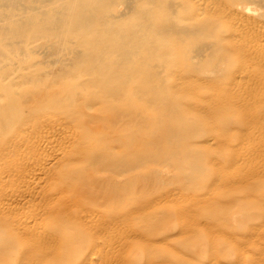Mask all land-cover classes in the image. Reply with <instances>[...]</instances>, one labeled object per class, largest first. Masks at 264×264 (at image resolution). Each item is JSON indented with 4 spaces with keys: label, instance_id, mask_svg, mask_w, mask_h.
Segmentation results:
<instances>
[{
    "label": "bare ground",
    "instance_id": "6f19581e",
    "mask_svg": "<svg viewBox=\"0 0 264 264\" xmlns=\"http://www.w3.org/2000/svg\"><path fill=\"white\" fill-rule=\"evenodd\" d=\"M120 2L121 3L124 2V4H125L124 6H126V11H119V9L116 10V6ZM119 5H118V8H119ZM121 5L123 6V4H121ZM252 5L254 7H255V5H259L257 7L260 8V5L264 6V0H0V190H2L1 189L2 186H5L4 184L8 185V183H6L8 181L13 182V184L11 183L12 186L9 183V185L11 187H14V184L17 186L18 183L16 184V183H14V181L16 182L18 180L17 178H20V176H23V179H24V176L26 175L27 170L32 168L31 169V171H32L36 167L39 168L40 165L37 166L38 163L39 164H42L41 162H43V164L46 163L47 160L45 162H44V160H42L41 162H40V160L38 162H37V160H35V162L37 163L35 165H33V162H32V160H34L33 157H34L35 152H38L40 150L45 151V149H43V148L41 149V146L38 145L39 142H38V144L37 143L35 144L36 138L40 135L43 136L41 133L44 131L46 134H48L51 130H53V132H54L56 129L57 130L59 129V131H61V129L62 130L66 129L65 130V133H66L67 128L71 129V131H70L71 133L70 134L67 133V135L64 134V136L66 135L68 140L69 139L72 140V145L69 144L71 147H69L68 144H67L68 147L66 145H64L66 148L65 149L63 148V150L66 151L67 148H68L67 151L69 150L65 154V156H66L65 158L69 161V164L70 163H73V164L78 163V164H75L74 166L71 164V166H73V167H71L68 164H64L65 158H64V160L62 159V161H63L62 162L59 160V158H57L58 157L57 156L56 158L59 160V161H57V163L58 162H59V164L61 162L62 163L60 164L59 168H56L57 169V171L55 170L56 172L59 173L60 171L64 170L67 173L68 172L67 170L69 167H70L69 171L71 173L75 172V174H77L76 172L86 171L88 168L94 169V172H93L92 177L90 179H89L90 176L88 177V175L86 176V174H85V176H82V177L79 176L80 178L76 177V179H74L76 181V184L79 183L81 186V183H82L83 187L85 184H87L90 187L87 186L88 189L86 190V192H84L85 190L83 191V193L81 194V196H83V197L75 198V196H76L75 195L74 196L75 199L72 198L73 202H71V203H67L64 200V203H61L62 204L61 210L59 212H57L59 215L56 216V218L60 217V219L62 218V220H63V216L65 214L66 215L72 214V216L67 215L70 217V222L69 221L67 222V220H65V221L63 220L66 223L64 225H62V229L63 230L68 229L69 230L70 228L72 229L73 227H77V229H74V232H71L72 233V234H70L71 239L69 238L70 240L68 241V245H70V243L77 245V251L75 253H73L72 255L70 253L62 254V252H63L62 246L59 247V245H60V242H61V244L63 242L62 238L67 237V236L62 237L60 242H59V240L58 241L53 240V238H51L52 240L51 239L49 240L50 236H52V237L54 236V239L58 238V236L55 234L56 235V238H55V235H53L54 233L52 235H50L52 233L51 231H50V233H48V232L46 233V232L42 231L46 235L45 238H47V236L49 237L48 240L50 242L55 241V242H59V244H58V246H56V244L54 245V247L56 249V254L52 250V248L50 250L48 249L49 251L52 250L54 252L53 253L54 256L52 255L51 252H49V253H51V255L47 254V255L51 256V258H50L51 260L48 259V257H50V256L45 255V253H46L44 251L45 249L42 250V248L47 249L48 246L44 245L45 243L47 244V242L43 241L44 240V237H43L44 234L41 232V234H42L41 236L43 238L41 239L42 241L38 240V241H40L38 243L40 244L41 242H43V245L45 247L43 246L40 249V252L42 253L40 260L41 259L43 260V255H44L47 257L44 260H46V259L50 260V261L47 260V263L49 262V264H86V261L89 259L88 256H91L92 253L94 254L93 251H95V253L97 254L96 249H98V248H99V250L101 249L98 246L101 245L103 248V245L106 244V241H105V244H103V245L101 244V242L104 241V240L102 241V239H104L108 235H109L108 241L110 240V237L112 238L111 235H118V239L119 238L121 239L120 236H122V234H124V233L118 229L121 228L123 230L122 227H125L128 225L131 226V224H134V225H133V227L131 226L132 229H130V231L131 230L134 231L135 229H133V228H135L137 226L136 224L139 223L137 226L138 228L136 229V231L134 233H136L138 230H140V232L141 231H147V232L150 231V232H153L155 234H159V235L168 234L167 236H170V233L168 232L167 229H165V226L163 225L164 224L163 220L166 218V215H167L166 212H150V213L146 212V208H147V211H149L148 206L150 204L151 205L155 204L156 201L161 200L162 197H165L166 199H168V198L165 196L166 194H164V196H162L161 199L159 197L157 199H155L156 198L155 196H154L155 198L151 197L150 199H148L147 193H145L148 191L146 189V187L149 188L150 184L154 185L155 180L161 181L160 173L162 174L161 171H163V169H161V171H160V167H162L161 165H165V167L170 166L171 168L170 167L166 168L167 170L169 169L168 172L170 171V169L175 168V170H177V174H178L177 176H179V178L182 177L185 180L187 185L186 184H184V185H186L188 188L196 187V189H197V186H200L201 184H203L201 176L203 175L202 173L206 169V167L208 168V166H207L208 164L206 166L204 165V163H205L204 160L207 159L208 157L205 156L206 158L205 157L203 158L201 148L204 144H205V146H207V148L208 147L210 148L209 145H206V143H208L210 140L207 139L206 137H202V134L204 132L207 133L206 131H208V130L205 131L203 129L202 124H203V121L211 120V118H209L210 116L208 117L207 115H202L203 114L202 111H198V113L200 112L199 115H196L195 114L196 112L194 113V111H193V109L195 108L194 107L195 104L193 105L194 95L190 93V89L193 88V85H192V87L189 86L191 82L188 83V81L190 79H191V81L194 80V79H192V78H194V77H192L194 75H197V77H198L199 75L204 74V73H208V72L209 73L213 72V74L216 73V74L222 75V76L223 75L228 76V74L231 75V73H232L231 67L233 65L232 64L230 65V63L232 62V59L240 57V59L242 58L243 62H245L249 58L248 55L251 54V51L255 47L252 48V47H250L251 45L248 44L247 46L252 48V50H251L250 48L246 49L247 43H245L246 48H244L243 46L237 45V43H236L237 39L241 38L240 37L241 35L239 36V34H241L242 31L240 33H238L235 29L242 30V28L237 27V25H236L235 26L236 28L234 27L235 29H232L233 27H231V22L233 23V21H231V20L234 17V15H236L239 11L242 12V11H246V10L255 9L256 7L254 8ZM122 6H121V8H122ZM263 6H261L262 7L261 9L264 8ZM260 13H262V12H260ZM260 15H262V14H260ZM251 17L253 18V16H251ZM234 20L236 21L237 19H234ZM239 20H240V18H239ZM257 20H259V19H256V21ZM260 21H262V20H260ZM242 22L239 21L238 26L239 25L242 26L240 24ZM250 22H251V20H250ZM263 22H264V20H263ZM234 24H236V23H233V25ZM263 26H264V23H263ZM225 27H228L227 29L229 30L227 35H223L221 33V29L225 28ZM246 27H248V26H246ZM260 27H262V26H260ZM257 30H255V31L257 32ZM247 31H249V30H246V32H245V29H244L242 34L243 35L247 34ZM255 31H254V33H255ZM254 33L252 34V32H251L252 35H254ZM249 34L250 33H248V35ZM251 34L249 36L250 39L253 38L251 36ZM259 34H262V33H259ZM238 36H239V38H238ZM255 36H258V35L255 34L254 38H255ZM262 36H261V38H262ZM249 37H248V39H249ZM258 38H259V36H258ZM37 39H39L40 42L38 41L36 43H40L41 45L45 43V46L47 48V49L45 48V50L49 54V56L50 55L55 56V57H50V59L54 58L53 60H49L48 55H46V57H47L46 59H48V60H45V58H44V60H42V57L39 58L41 60H38V59L36 60L34 58V53L36 51L35 46L37 45L34 41L35 40L37 41ZM40 39L43 40L44 42L41 43ZM248 39H247V41H248V43H250L249 42L250 39L249 40ZM253 41L256 42V38H255V40L252 39V42ZM33 42H34V44H36L35 46H33ZM257 42H258V39H257ZM257 42H256V44H257ZM40 44L38 45V47L41 46ZM252 45L254 46V42ZM255 46H257V45H255ZM42 47H43V45H42ZM241 47H243V48H241ZM39 49H40V47H39ZM260 49L261 48H259L258 50H260ZM258 50H257V52L255 51L256 52L255 53L256 56L254 54L255 57H258L257 56L258 55L257 53L259 52ZM262 50H264V49H262ZM38 51L42 52L41 50H38ZM45 54L46 53H43L42 56ZM262 55H264V53ZM251 58H254V57H251ZM246 62H245V64H246ZM182 66L185 67V69H186L184 75H178V74L175 75L171 72L172 70L176 72ZM181 69H179V70H181ZM255 69H256V67H255ZM182 70H184V68ZM182 70H181V74L184 72V71L182 72ZM235 77L232 78L231 81H234V79H236ZM203 78H205V77H203ZM180 80L185 81V83H188L189 85L188 86L182 85V84H184V82H182V81L180 82ZM198 80H200V78ZM258 82H259V80H258ZM219 84L220 83H217V85H219ZM180 85H182V86H180ZM211 85L209 87L213 88L214 86H211ZM249 86H250V84H249ZM203 87L207 88L208 87L207 83H205V85ZM251 88H252V86H251ZM198 90H200V89H198ZM193 92H194V90H193ZM247 92H249V91L247 90ZM196 93L198 95V91ZM198 96L200 97V95H198ZM249 96H250V94H249ZM239 97H241V96H239ZM252 97H254V96H252ZM204 105H206V104H204ZM217 106H218V104H217ZM217 106H215V107H217ZM217 112H218V110H217ZM259 113H260V111H259ZM200 115H202V116H200ZM214 115H216V113H214L212 116L214 117ZM263 116H264V112H263ZM232 120H234V119H232ZM149 121H151V122H149ZM250 121L251 120H249V122ZM262 121H264V120H262ZM228 122H230V121H225V123H227V124H228ZM251 124H252V122H251ZM222 125H223V123H222ZM228 126H230V125H228ZM46 127H48V129L52 127V129L51 130L49 129V131H46L47 130ZM145 127L150 128V131H149V129H148V131H146ZM222 128H224L225 130L226 129L228 130L231 127L228 128V127H226V124H225L222 126ZM59 131H57V132H59ZM244 131H246V130H244ZM242 132H243V130L241 131V133ZM45 133H44V135H46ZM61 133H64V132H61ZM243 133H245V132H243ZM50 135H51V132H50ZM59 136H61V135H59ZM48 137H46V139ZM52 137L55 138V136H52ZM52 137H51V139H52ZM62 137H60V138L62 139ZM43 138H45V137H43ZM56 138L52 139V140H55V142H56V140H61L59 137H58L59 139H56ZM67 138H65L66 141H67ZM51 139H49V142H47V144H45V145H48L49 148H51L50 146H52L51 145L52 143H50L52 141ZM250 139H252V138H250ZM38 140H41V139H38ZM43 141H47V140H43ZM43 141L41 140L40 142H43ZM60 142L57 141V143H60ZM48 143H50V144H48ZM228 143H230V142H228ZM41 145H44V144L41 143ZM62 145H63V143H62ZM144 145H146V146H144ZM61 146H60V148H61ZM48 147H46V148H48ZM54 147H55V145H54ZM58 148L59 147H57V149ZM60 148L57 151V153L60 151ZM52 149H53V146H52ZM54 149L52 150V154H53V152H56V151H54ZM57 149H55V150H57ZM213 149L214 148L211 149L212 152L217 150V149H214V150ZM41 153H42V151H41ZM47 153H48L47 156H49L50 151ZM220 153H218V154H220ZM43 154H42V157L44 156V158H46L47 157L45 155L46 152ZM52 154H51V156H53ZM63 154H64V152H63ZM56 155H58V154H56ZM59 155H61L60 156V158H61L62 157L61 152ZM40 157H41V154H40ZM30 158H33V159L31 160ZM49 160L50 159H48V161ZM210 160L211 159H209V161ZM68 161H66V162H68ZM203 161H204V163H203ZM213 161H214V159H213ZM46 165H47V163H46ZM46 165H43V168H42L43 172L45 171L44 168L47 167ZM51 165L52 164H50L49 165L50 167H47V168H48V171L52 170V173H53V172H55L53 170V168L55 166L52 168ZM57 166L58 165H56V167ZM146 166H148V168H149V169H147L148 171H145L142 169L144 167L146 168ZM247 166H248V164H247ZM165 167H162V168L165 169ZM252 167H254V165ZM255 168H257V167H255ZM39 169H37V170H39ZM58 169L60 171H58ZM233 169L234 168H232V170ZM37 170L35 169L34 171L36 172ZM134 170H137V172L136 173L133 172ZM46 171H47V169H46ZM89 171L91 172V170H89ZM89 171L88 172L86 171V172L90 173ZM35 172L33 174L34 176L37 175ZM40 172L41 171H39V174H40ZM70 172H68V174H70ZM165 172H167V171H165ZM172 172H173V170L170 171L169 173L173 174ZM217 172L219 173V171H217ZM47 173L49 174L50 172H47ZM200 173H201V176H200ZM204 173H205L204 178H206V174H208V173H206V171ZM55 174H57V173H55ZM60 174L63 177H65V175L63 174V171L61 173L57 174L61 178ZM72 174H71V176H73ZM96 174H99V175H96ZM82 175H84V174H82ZM167 175L165 174V176H167ZM26 176H28V175H26ZM26 176H25V178H26ZM71 176H68L69 179H68V177H66L65 179L63 177H62L63 179H60L58 177L61 180V182L63 183V184L61 183V186H63L65 183V184H70V185H68V187H70L72 184V183H70V181H71L70 177ZM168 176L170 177V174ZM168 176L166 178H168ZM207 176H209V174ZM38 177H41V176L38 175ZM199 177H201V178L199 179ZM34 178L35 177H33L31 179V181ZM49 178H50V176H49ZM77 178H79V179H77ZM171 178H169V179H171ZM263 178L261 181H263ZM149 179H151L150 182H148ZM24 180L27 181V178ZM134 180H136V182L138 180H140L139 181V182H141V183H139L140 185L139 186L135 185L136 183ZM238 180H241V179H237L235 182H237ZM253 180H255V179H253ZM215 182H216V180H215ZM227 182H226V184H227ZM231 182H233L232 184H234L236 186L235 189H239V187L237 188V185H238L237 183H234V181H231ZM242 182H244V184H245V179ZM49 183H50V181H49ZM147 183L149 186H146ZM172 183H173V181H172ZM179 183H180V181H179ZM216 183L218 184V182H216ZM222 183H224V181H222ZM238 183H239V181H238ZM259 183L260 182H258V184ZM28 184H29V182H28ZM59 184H60V181H59ZM76 184H75V187L73 188V190L77 189V191H75L74 193L75 194L81 193V192H79L80 187L77 188ZM219 184H221V183L219 182ZM219 184H218V186H222L224 189L225 185L223 186V184L222 185H219ZM229 184L231 185L230 182H229ZM25 185H27V184H25ZM30 185L31 184H29L28 187H30ZM36 185H38V182ZM211 185L214 186L215 183L211 184ZM230 185H228V186H230ZM252 185L253 184H251V186ZM8 186L4 187V189H6V192L3 193L0 191V195H3V199H4L5 193H6L5 194L6 196H9L10 193H12V195L15 193V196L18 195V194L16 195V188L18 186L17 187L15 186L16 188H15V190H13V191H15L14 193L11 192L12 189H11L10 193L7 192ZM40 186H41V184H40ZM142 186L143 187L146 186L144 188L145 192L143 191ZM166 186H167V182H166ZM218 186L214 187V190L218 189L214 193H216L217 191H218L217 193H219V189H220L221 191L219 194H221L223 189L219 188ZM238 186H240V184ZM68 187H67V189L70 190V194H71V191L73 193V190L71 189V187H70V189ZM139 187L142 189L141 190L142 194H146L147 199H144L145 198L144 195H143L144 196L143 200L139 199L140 197L137 198L138 196L135 194L132 195L133 193H136V192L138 194V190H136V189H139L138 195H140L141 191H140ZM202 187H203V185H202ZM242 187H245V185L243 186V183L241 184V188ZM20 188H23V192H24L25 187L21 186ZM64 188L62 190L63 192H64ZM162 188H163V185H162ZM162 188L160 187V189H162ZM170 188H171V190H170ZM170 188H169L170 192L171 191L173 192L176 190L175 188H172V187H170ZM229 188L230 187L225 188L227 195L231 191V190H229ZM4 189H3V191H5ZM28 189L26 188V191H28ZM172 189H174V190H172ZM177 189L180 190V188H177ZM196 189H194V192H196ZM227 189L229 191H227ZM230 189H234V188L231 187ZM9 190L10 189H8V191ZM59 190H60V188H59ZM80 190H82V189H80ZM135 190H136V192H135ZM179 190L177 192H179ZM181 190H183V189H181ZM185 190L183 192L184 195L187 192V190H186V192H185ZM191 190H193V189H190L188 191L189 193L187 192L190 195L193 192ZM207 190L212 192L211 191L212 189H210L209 186H208ZM30 191H28V193ZM197 191H198V189H197ZM209 191H204L205 196L210 195L209 193H207ZM224 191L225 190H223V192ZM21 192L22 191H20V193ZM66 192L69 193V191H66ZM66 192H64V193H66ZM157 192H158V190H157ZM160 192L161 191H159L158 193H160ZM172 192L170 194H172ZM194 192L192 195H194ZM32 193H34V191ZM163 193H165V192H163ZM180 193H182V192L180 191ZM183 193H182V195H183ZM187 193H186V196L188 195ZM7 194H9V195H7ZM34 194H36V193H34ZM38 194H40V193H38ZM170 194H169V196L171 197ZM174 194L175 193H173V195ZM213 194H212V196L214 197ZM22 195H26V194L22 193ZM22 195H18V196H21V197H19L20 199H18V201L19 200L21 201V198H22V200H25V199L28 200V198L31 197V195H29L28 198H26L27 196H24L25 199H23L24 197H22ZM153 195L158 196V194L157 193L155 194V192ZM159 195H162V194H159ZM190 195H188L187 197H190ZM192 195H191L192 198H195V199L200 201V199H198V197L196 198V194L194 195L195 197H193ZM70 196L64 195V197H66L64 199H68V198L70 199ZM135 196H137V197H135ZM183 196H182V199H184ZM251 196H252L251 194H248L245 196L237 195V196H234L232 199H229L230 197L228 199L231 201L230 205H237L240 203L251 202L250 201L252 198ZM13 197L14 196H12V198L8 197L7 200L11 201V199H13ZM179 197H181V195ZM179 197L177 196V198H179ZM203 197L204 196H202V194H201V197H200L201 201L200 202L203 205L205 204L204 207L206 208L209 205V203L207 204V202L210 201L209 200L210 198L208 196L209 201L207 200V202L202 203V202H204L202 200ZM212 198H211V200H212ZM262 198H264V197H261V199ZM72 199H70V200L72 201ZM164 199H162V200L164 201ZM171 199L173 201H175L173 198H171ZM171 199L170 200L168 199V200L171 201ZM205 199H206V197H205ZM253 199H257V198H255V195H254ZM4 200H6V199H4ZM33 200H34V198L30 201H33ZM136 200H138V201H136ZM168 200L164 204H166L168 202ZM188 200L189 199H184V201L182 200L184 203L183 202H181V203L186 205L189 203ZM229 200H225V201L221 200V201L226 203ZM257 200H259V199H257ZM12 201H15V200H12ZM18 201H17V203H18ZM20 201H19V203L22 204L23 202L22 201L20 202ZM30 201H29V203H31ZM163 201H161V202H163ZM262 201H260V202H262ZM1 202H0V205H1ZM50 202L51 201H49V203ZM178 202H177V204H178ZM190 202H191V200H190ZM192 202L195 203L196 201L194 200ZM26 203H28V202H26ZM168 203H171V202H168ZM191 203H190V205L192 207H194L195 204L193 203L194 204L193 205ZM5 204H7V201ZM10 204H11V202H10ZM23 204H22V208H23ZM157 204H159V202H157L155 205H157ZM172 204H175V202L174 203L172 202ZM182 204H180V206H182ZM198 204L200 205V203H198ZM211 204H213V203H211ZM17 205L18 204H16L14 207H16ZM151 205H150V209H152ZM217 205H218V203H217ZM6 206H3L2 208H4V207L6 208ZM19 206H20V204L18 205V208L21 209V206L20 207ZM159 206H161V208H162V206L164 207L165 205L160 203ZM159 206L158 205L154 206L155 210L157 208H159ZM168 206L169 205H166L165 207H168ZM10 207L11 206L9 205V208ZM28 207H29V205H28ZM184 207L182 209H185ZM195 207H198V206H195ZM244 207H245V205H244ZM0 208H1V206H0ZM5 208L3 209L4 211H5ZM176 208H177V212H178V210H179L178 206ZM198 208H200V206ZM6 209H8V207ZM13 209H15V208H13ZM16 209H17V207H16ZM19 209H17L16 211H17L18 215L19 214L21 215V213L18 212ZM166 209H164V210H166ZM8 210H10V209H8ZM8 210H6V212H4V211L0 212V214L1 213L3 214L2 217H4L5 213L8 215V213L10 211H12V210H10L7 213ZM39 210H42V209L40 208ZM45 210L46 209H44L43 211H45ZM186 210L187 209H185V211L183 210L184 212H186V215H187V213L192 214L194 211L198 212V209L197 210L193 209L194 211L191 209L192 211L190 213H189V209L187 211ZM212 210H214L213 207H212ZM232 210H234V209L232 208ZM235 210L237 211V209H235ZM35 211L36 210H34V212ZM252 211H253V207H252V209H249L248 214H251ZM25 212H24V214H27V212L26 213ZM34 212L33 213L31 212V214H33V217L35 218L34 214L38 215V213L40 211L39 212L36 211L38 213H34ZM47 212H49V214H51V215L56 214L53 212V210L51 212L50 209ZM180 212H182L181 209L178 212L180 214V215H178L179 216L178 218H180L179 220L181 222V219L183 217L181 218L180 216H184V215H181ZM237 212H239V211H237ZM82 213H85V214L88 213L87 215H89V213H92L94 215L93 216L95 218V226L93 225L94 228H92V226H90L93 224L90 221H88V223H91V224L88 226L91 228H89V227L87 228L83 225V218H85V217L82 215ZM201 213L199 212V214H201ZM252 213L254 214L255 212H252ZM6 214H5V217H9V215L6 216ZM14 214H15V212H14ZM17 214H16V216H17ZM28 214L30 216L29 212H28ZM40 214L42 215V213H40ZM182 214H183V212H182ZM212 214H210V215H212ZM11 215L12 214H10V217L13 216V215L12 216ZM43 215H44V213H43ZM192 215L194 216L195 213H193ZM255 215H257V213ZM0 217H1V215H0ZM31 217H32V215H31ZM145 217L147 219H145ZM189 217H190V215H189ZM209 217H212V216H209ZM216 217H217V215H216ZM226 217H227V215H226ZM9 218H7V221ZM25 218H28L29 221L31 220L28 216ZM25 218L22 220V222L25 221ZM38 218H40V217L37 216L36 223L38 222L37 221ZM46 218H48V217H46ZM64 218L67 219L68 217H64ZM18 219L15 218L14 221L17 222ZM88 219L90 220V218H88ZM144 219H145V221L146 220L149 221V223L143 224ZM205 219H206V217H205ZM40 220H42V219L40 218ZM53 220L51 221L52 225L50 223V225L52 227L51 226H49V227L53 228V230L55 232L58 230V229H56L55 226H58L59 224L56 223L57 225L55 224V226H53V223H54ZM62 220L57 219L58 222L60 221V224H61ZM86 220H87V218H86ZM139 220L140 221L142 220L143 223H141ZM3 221H0V222L3 223ZM9 221H11L9 223L12 224L13 217H12V220L9 219ZM26 221H27V219H26ZM34 221H35V219H34ZM160 221H161V223H160ZM27 222H25V223L28 224L29 222L28 223ZM203 222H204V220H203ZM2 223H1V226H2ZM16 225H13V227L14 226L16 227ZM30 225H31V223H30ZM34 225H35L34 227H32L33 225L31 226L32 228L30 227L31 228L30 230L32 232L38 231V229H37L38 227L35 228L37 225L36 224H34ZM77 225H79V226H77ZM182 225L180 224V226H182ZM4 226H6V225H4ZM8 226H9V224H8ZM23 226L25 227V225H23ZM46 226H48V224L45 225V227ZM168 226H170V225H168ZM190 226H193V225H190ZM13 227H10V228H13ZM17 227H19V226L17 225ZM24 227L23 228L20 227L22 229V230L20 229V231L18 229L16 230V228H14V230H16V232L13 234H16V235L18 234V238L13 237L12 235L9 236L8 234L4 233V230L0 231V240L2 241V246L0 247V264H27L28 263L27 260L29 262L32 260V259L30 260V257L32 256V254L38 256V254L40 253L37 250L38 249L37 247L39 246V245L37 246L38 243H36V245L32 246L34 249L33 250L30 248V246L33 243L30 244V241L28 240L29 244H30V246H29L27 243L28 241H25L24 239L21 238L22 236L19 235V232L23 231ZM42 227H43V225H42ZM42 227H39V229ZM128 227L127 228L125 227V228L128 230L129 229ZM34 228L37 230H32ZM182 228H184V227L182 226ZM187 228L188 229L192 228V229H190L191 232H190V230L188 231V232H190V234H187V237H188V235H193L194 232H192V230L196 229V227H188V225H187ZM207 228H209V227H207ZM43 229L45 230L44 227H43ZM71 229H70V231H72ZM188 229H186V231ZM49 230L50 229L48 228L45 231H49ZM127 230H124V232ZM179 230H181V229H179ZM182 230L177 231V232L180 233V232H182ZM197 230H195V231H197ZM31 231H28V232H31ZM116 231H118V234H116L117 233ZM133 231H131V233H133ZM25 232L27 233V230ZM177 232H175V233H177ZM200 232H201V229H200ZM33 233H36V232H33ZM125 233H127V232H125ZM128 233H130V232H128ZM144 233L141 232V238H145V236H147V234L142 236ZM10 234H12L11 231H10ZM22 234H23V237L26 235V234L24 235V233H22ZM28 234H30V233H27L26 239L28 238V236L31 237ZM36 234L32 235V236L36 237ZM47 234H49L50 236ZM130 234H128L129 236L124 235L123 237L124 238L125 237L132 238L130 236ZM209 234H210V231H209ZM139 235H137V236L140 237ZM173 235H174V233H173ZM227 235H230V233L229 234L227 233ZM39 236L40 235L37 236V239L39 238ZM59 236H61V235H59ZM172 236H170V237H172ZM180 236H181V233H180V235H178V237H180ZM210 236H212V234H210ZM113 237L115 238V240L117 242L118 241L117 236H113ZM215 237L217 238V240H219V238H220V240H222V241H225V239L227 238V236H225L226 238L225 239L223 238L224 239L223 240V239H221V237L218 238L216 235H215ZM215 237H213V239ZM20 238L25 242H22L20 240ZM141 238H138L137 240L134 238L135 239L134 242H136L135 245L137 244V246L140 247V245L137 243V241L141 240ZM163 238H161V239H163ZM161 239L159 240L156 237L154 239L145 238V241L147 243L146 245L151 244V246L149 245V247H147L148 251H149V248H151L153 246L152 245L153 243H154V246H158L155 244L158 240H159V244H161L160 242L165 241L166 242L165 245H167V242H170L168 240L166 241V240H161ZM167 239H169V238L167 237ZM210 239L212 240V238H210ZM45 240L47 241V239H45ZM131 240H133V238ZM194 240L196 241V239H194ZM231 240H234V239H230V241ZM120 241H118L117 244L120 243ZM122 241L123 242L125 241V244L123 242H121V243H123L122 244L123 246L121 245L122 246L121 248L119 246L121 243L119 245H117L116 242L115 243L113 242L114 244H116V246H119L120 250H122V248H123V250L121 252L119 251L120 253H122L124 251L125 245H126L125 251L127 250V246L129 243L126 240H122ZM187 241H189V240H187ZM35 242H37V241H35ZM50 242H48V243L50 244ZM126 242H127V244H126ZM134 242H133V244H134ZM200 242H201V240H200ZM200 242L197 241V243H200ZM231 242H233V241H231ZM109 243H110V241H109ZM113 243H112V246L114 247ZM49 244H47V245H49ZM51 244H53V242ZM191 244L193 245V242ZM236 244H238V243H236ZM247 244H248V242H247ZM0 245H1V242H0ZM41 245H42V243L40 244L39 247H41ZM64 245H67V243ZM129 245H130V243H129ZM194 245H195V243H194ZM109 246L111 247V244ZM116 246H115V248H116ZM159 246H158V248L163 247L161 251H164L163 250L164 245L161 244ZM195 246H193L192 248L195 249ZM50 247H52V246H50ZM54 247H53V249H54ZM133 247H134V245H133ZM165 247H169V246H165ZM175 247L176 246H174V249H175ZM239 247L240 246H238V251H239ZM23 248H24V253L22 254L23 258H17L16 255L20 254L22 252ZM65 248H66V246H65ZM128 248H129V246H128ZM131 248H129V249H131ZM135 248H137V247H135ZM176 248L180 249L179 247H176ZM189 248H191V247H189ZM220 248L221 247H219L218 250H220ZM104 249H105V246H104ZM104 249H103V251L107 252ZM129 249L127 251H129ZM137 249L140 250L139 248H137ZM221 249H223V248H221ZM225 249H226V246H225ZM57 250H60L59 252H61V251L62 252L57 253ZM64 250H66V249H64ZM110 250H112V249H110ZM110 250H108V253L110 254V256H111V253L115 254L114 249L112 250L113 252L112 251L110 252ZM150 250L152 252L154 251L153 248H151ZM188 250L190 251V249H188ZM226 250L223 249L224 252H222V250H220L223 254L221 252L220 253L222 255H224ZM241 250H243V249H241ZM67 251H68V247H67ZM117 251H118V247H117ZM127 251H126V253L124 252L125 257H126ZM151 251H149L147 254L148 257H150V258L153 255L151 253ZM158 251H157V248H155L156 254ZM165 252H167V251H165ZM176 252H179V251H176ZM205 252H206V250H205ZM90 253H91V255H90ZM124 253H122L123 254L122 257L124 256ZM158 253L160 254V251ZM167 253H171V252H167ZM217 253H219V252L217 251ZM217 253H215V254H217ZM57 254H61V255L59 256ZM150 254H152V255L150 256ZM187 254H189V253H187ZM238 254H240V253L238 252ZM98 255H101V254L98 253ZM102 255H104V254H102ZM167 255H166V258H167ZM118 256H121V255H118ZM138 256L140 257V255H138ZM154 256H155V254H154ZM168 256L170 257V254ZM183 256H184V258H189L188 255L183 254ZM39 257H40V255H39ZM85 257H87L88 259L86 260ZM104 257H105V255H104ZM104 257H103V259L105 260L106 258H104ZM115 257H116V255H115ZM125 257H123V258H125ZM129 257L131 258V256H129ZM129 257H127V258H129ZM213 257H214V255H213ZM213 257H211L212 260L214 259ZM217 257L218 256L215 255V259ZM31 258H33V257H31ZM91 258H93V256ZM191 258L192 257L190 256V259ZM111 259H112V257L110 258V261H111ZM152 259H151V261L153 262L154 260H152ZM91 260L92 259H90V261ZM147 260H150V259H147ZM160 260H162V259H160ZM216 260L218 261V259H216ZM216 260H214V261H216ZM105 261L101 260L100 261L101 263L99 262V264H103L102 262H105ZM116 261L117 260H115L114 262H116ZM158 261L159 260H157L156 262H158ZM162 261H164V260H162ZM165 261H167V260L165 259ZM165 261H164V263H165ZM214 261H212V263ZM40 262H36L33 264H37ZM123 262L125 263V260ZM150 262H148V263H150ZM156 262H153V263L155 264ZM91 263H92V261H91ZM107 263H109V262H107ZM126 263H128V262H126ZM164 263H162V264H164ZM29 264H31V262ZM42 264H43V262H42ZM45 264H46V261H45ZM92 264H94V261ZM117 264H119V263L117 262ZM121 264H123V263L121 262ZM144 264H147V263H144Z\"/></svg>",
    "mask_w": 264,
    "mask_h": 264
},
{
    "label": "rangeland",
    "instance_id": "374dc122",
    "mask_svg": "<svg viewBox=\"0 0 264 264\" xmlns=\"http://www.w3.org/2000/svg\"><path fill=\"white\" fill-rule=\"evenodd\" d=\"M120 4V5H119ZM118 5H119V8H118V5L116 6V10H118L119 9V11H126V6H124L125 4H124V2H120ZM121 4H123V6L121 5ZM121 6H122V8H121ZM253 6V5H252ZM257 6H259V5H255V7L257 8H255L254 6V8L255 9H251V10H246V11H239L236 15H234V17L236 16H238L237 18L235 17H233L234 19H237L236 21L232 18V20L231 21H233V23H236V24H234L233 25V23L231 22V27H233L232 29H235L236 27V25H237V27H240V28H242V30H240L239 28V30H237V29H235L238 33H240L241 31V34H239V36L241 37V38H239V36H238V38L239 39H237V45H239V46H243L244 48H246L245 47V43H247L246 44V46L248 45V44H250L251 46L250 47H252V48H254L253 50H252V48H250V47H248L247 46V48L246 49H248V48H250L252 51H251V54L250 55H248L249 56V58L245 61L246 62V64H245V62H243V60H242V58L240 59V57L239 58H234V59H232V62L230 63V65L232 64L233 66L231 67V75H229L228 74V76L227 75H218V74H213V72H208V73H204V74H201V75H199L198 77H197V75H194V76H192V77H194V78H192V79H194V80H192L191 81V79L188 81V83H190V85L188 84V83H185V81H183V80H180V82L182 81V82H184V84H182V85H189V86H191L192 87V85H193V88H191L190 89V93L191 94H193L194 95V101H193V105H194V109H193V111H194V113L196 114V115H199L200 114V112L198 113V111H202V115H207L209 118H211V120H205V121H203V129L206 131V130H208V131H206L207 133H203L202 134V137H206L207 139H209L208 141L210 142H208V143H206V145H209L210 146V148L212 149V148H214V149H217V150H215L214 152H212L211 151V149L208 147L207 148V146H205V144L202 146V148H201V152H202V156H203V158L206 156V157H208L207 159H205L204 161H205V163H204V161H203V163H204V165L206 166L207 164V166H208V168L206 167V169L203 171V175L201 176V173H200V176L202 177V182H203V184H201L200 186L202 187V185H203V187L201 188L200 186H197V189H198V191H197V189H196V187H192V188H188L186 185V182H185V180L181 177V178H179V176H177L178 174H177V170H175V168H172V169H170V171H172L173 170V174H171V173H169L168 172V170L166 169V168H168V167H170V166H166L165 167V165H161L162 167H165V169L164 168H162V167H160V171H161V169H163V171H161L162 172V174L160 173V175H161V181H157V180H155V183H154V185H151L150 184V186L148 185V183H147V185L146 186H149V188H147L146 186H142L143 188V191H144V188L146 187V189L148 190L147 192H145V193H147V197H148V199H150L151 197H153V198H155V199H157L158 197L161 199V197L162 196H164V194H166L165 196L170 200L171 198H173L175 201H173L172 199H171V201H169L168 199H166L165 197H162V199H164V201L161 199V200H155L156 201V203L157 202H159V204H157L158 206L160 205V203L161 204H163V205H169L168 207H163L162 206V208H161V206H159V208H157L156 210H155V207L154 206H157V205H155V204H150L151 205V207H152V209H150V205L148 206V210L149 211H147V208H146V212H148V213H150V212H166V220L164 219L163 221H164V226H165V229H167L168 230V232L170 233V236H172L173 235V233H174V235L172 236V237H170V236H167L168 234H161V235H159V234H155V233H153V232H150V231H141V232H145L142 236H144V235H146L147 234V236H145V238H152V239H154L155 237L156 238H158L159 240L161 239V238H163V239H161V240H168V241H170V242H167V245H165L166 244V242L165 241H163V242H160L161 244H163L164 245V251H161L162 250V248H158V246L159 245H161V244H159V240L155 243L156 245H158V246H154V243L152 244L153 246L151 247V248H153L154 249V251L152 252L150 249L151 248H149V251H151V253L153 254H150V256H151V258L150 257H148V248L147 247H149V245L151 246V244H149V245H146L147 243H146V241H145V238H141V232H140V230H138L136 233H134L135 231H136V229L138 228L137 226H138V224H136L134 227L135 228H133V229H135L134 231L133 230H131V231H133V233H131V231H130V229H132V227H133V225L134 224H131V226L130 225H128V226H125L126 228L128 227L129 229V231L125 228V227H122L123 228V230L120 228V229H118V230H121V232H123L124 234H122V236H120L121 237V241L118 239V235H111L112 236V238L110 237V243H109V241H108V239H109V235L107 236V237H105L104 239H102V241L103 242H101V244L103 245V244H105V241H106V244L105 245H103V248H102V246L101 245H99L98 247H100L101 249L99 250V248L98 249H96L97 250V254L95 253V251H93L94 252V254L92 253V255H91V253H90V255L91 256H88L89 257V259L87 258V257H85L86 258V264H92L93 263V261H94V264L96 263H98L99 264V262L102 260V261H105L106 259V261L105 262H102L103 264H117V262L119 263V264H121V262L123 263V264H144V263H147V264H152L153 262H156L157 260H159L158 262H156L155 264H162V263H164V261H165V259L168 261H165V263L164 264H264V198H262L261 199V197H264V121H262V120H264V116H263V112H264V55H262L263 53H264V50H262V49H264V26H263V20H264V8L263 9H261L262 7L261 6H263V5H260V8L259 7H257ZM264 7V6H263ZM125 9V10H124ZM260 9V10H259ZM253 10V11H252ZM262 12V13H260V12ZM246 12V13H245ZM240 13V14H239ZM258 13V14H257ZM262 14V15H260V14ZM246 14V15H245ZM243 15V16H242ZM247 16V17H246ZM251 16H253V18L251 17ZM239 18H240V20H239ZM243 18V19H242ZM259 19V20H257L256 21V19ZM262 18V19H261ZM253 19V20H252ZM243 21L242 23H240L242 26H238V22L239 21ZM250 20H251V22H250ZM260 20H262V21H260ZM259 22V23H258ZM248 23V24H247ZM261 23V24H260ZM247 24V25H246ZM252 24V25H251ZM257 25V26H256ZM246 26H248V27H246ZM260 26H262V27H260ZM235 27V28H234ZM228 27H225V28H222L221 29V33L223 34V35H227V33H228V29H227ZM245 29V32H246V30H249V31H247V34H245V35H243L242 33H243V31H244V29ZM251 28V29H250ZM258 29V30H257ZM260 29V30H259ZM255 30H257V32L255 31ZM254 31H255V33H254ZM263 31V32H262ZM244 32V33H245ZM251 32H252V34L254 33V35L256 34V35H258L259 36V38H258V36H255V38H256V42H257V39H258V42H257V44H256V42L255 41H253L254 42V46L252 45L253 44V42H252V39H254L255 40V38H254V35H252L251 34ZM248 33H250L251 34V36L253 37H251L252 39H250V34L248 35ZM259 33H262V34H259ZM247 35V36H246ZM262 36V38H261V36ZM248 37H249V39H250V43H248V41H247V39H248ZM248 39V40H249ZM41 40V39H40ZM39 41V39H37V41L35 40L34 42L36 43V42H38ZM34 42H33V46H35L36 44V46H35V48H36V51H35V53H34V58L37 60H41V59H39L40 57H42V60H44V58H45V60H53L54 58H51L50 59V57H55L54 55H50L49 56V54L46 52V50H45V48H46V46H45V43L44 44H42L43 45V47H42V45L40 44V43H36V44H34ZM40 42V41H39ZM44 41L43 40H41V43H43ZM41 45V46H39L40 47V49H39V47H38V45ZM255 45H257V46H255ZM238 46V47H239ZM243 47H241V48H243ZM261 48L260 50H258L259 48ZM44 48V49H43ZM41 50L42 52H40V51H38V50ZM44 51H43V50ZM47 49V48H46ZM181 49V48H180ZM257 50L259 51L257 54V56L258 57H255L256 56V52H257ZM250 51V50H249ZM248 51V52H249ZM254 51V52H253ZM256 51V52H255ZM261 51V52H260ZM43 53H46L45 55H43L42 56V54ZM249 54V53H248ZM254 54H255V56H254ZM46 55H48L49 56V58L48 59H46L47 57H46ZM45 56V57H44ZM254 57V58H251V57ZM258 59V60H257ZM253 60V61H252ZM49 62V61H48ZM244 63V64H243ZM183 67V66H182ZM181 67V68H182ZM255 67H256V69H255ZM181 68H179V69H181ZM184 68V70H182ZM181 70H182V74H181V70H177L176 72L175 71H171L173 74H175V75H184L185 74V71H186V69H185V67H183ZM244 68V69H243ZM260 70V71H259ZM180 71V72H179ZM241 72V73H240ZM254 72V73H253ZM248 73V74H247ZM252 73V74H251ZM235 74V75H234ZM243 74V75H242ZM236 78V79H234V81H231V79L232 78H234L233 76ZM248 77H247V76ZM254 75V76H253ZM201 76V77H200ZM257 76V77H256ZM203 77H205V78H203ZM219 79H218V78ZM223 77V78H222ZM200 78V80H198V79ZM239 80H238V79ZM252 78V79H251ZM246 80V81H245ZM258 80H259V82H258ZM218 81V82H217ZM179 82V83H180ZM205 83H207V88L206 87H203L204 85H205ZM217 83H220L219 85H217ZM237 83V84H236ZM202 84V85H201ZM211 86H214L213 88L212 87H209L210 85ZM228 84V85H227ZM245 84V85H244ZM249 84H250V86H249ZM182 85H180V86H182ZM237 85V86H236ZM244 85V86H243ZM254 85V86H253ZM236 86V87H235ZM249 86V87H248ZM251 86H252V88H251ZM234 87V88H233ZM209 88V89H208ZM194 90V92H193V90ZM197 89V90H196ZM198 89H200V90H198ZM211 89V90H210ZM218 89V90H217ZM220 89V90H219ZM196 90V91H195ZM247 90L249 91V92H247ZM198 91V95H200V97L197 95V92ZM240 93V94H239ZM249 94H250V96H249ZM239 96H241V97H239ZM252 96H254V97H252ZM199 97V98H198ZM248 97V98H247ZM252 97V98H251ZM201 99V100H200ZM244 99V100H243ZM253 100V101H252ZM251 102V103H250ZM253 102V103H252ZM200 103V104H199ZM218 104V106H217V104ZM204 104H206V105H204ZM216 104V105H215ZM253 104V105H252ZM262 104V105H261ZM256 105V106H255ZM260 105V106H259ZM215 106H217V107H215ZM197 108V109H196ZM206 108V109H205ZM219 108V109H218ZM251 108V109H250ZM204 109V110H203ZM217 110H218V112H217ZM259 111H260V113H259ZM150 112V111H149ZM207 114H206V113ZM209 112V113H208ZM212 112V113H211ZM216 113V115H214V117L212 116L214 113ZM198 113V114H197ZM205 113V114H204ZM250 114V115H249ZM252 114V115H251ZM202 115H200V116H202ZM255 117V118H254ZM259 117V118H258ZM263 117V118H262ZM208 118V119H209ZM252 118V119H251ZM232 119H234V120H232ZM249 120H251L250 122H249ZM225 121H230V122H228V124L227 123H225ZM257 121V122H256ZM149 122H151V121H149ZM251 122H252V124H251ZM222 123H223V125H225L226 124V127H231V128H229L228 130L226 129H224V128H222ZM246 123V124H245ZM257 124V125H256ZM228 125H230V126H228ZM217 126V127H216ZM261 128V129H260ZM47 129V130H46ZM46 131H49V129L51 130L52 129V127L51 128H49L48 129V127H46ZM148 129H149V131H150V128H148V127H145V130L146 131H148ZM66 130V129H65ZM65 130H62L61 129V131H59V129L57 130H55L54 132H53V130H51L50 132H51V135H50V132L48 133V134H46L45 133V131L44 132H42L41 134L43 135V136H38L37 138H36V142H35V144L37 143L38 144V142H39V144L38 145H40L41 146V149L43 148V149H45V151H43V150H40V151H38V152H35V154H34V160H32L33 158H30L31 160H32V162H33V165H35V164H37L36 162H35V160H37V162L40 160V162L42 161V160H44V162L47 160L48 161V159H50L48 162L46 161V163H47V165H46V163H44L43 164V162H41L43 165H46L47 167H50L49 165L50 164H52L51 166H52V168H53V170L55 171H57V169L56 168H59V166H60V164L63 162L62 161V159L64 160V158L66 157L65 156V154H66V152H68L67 151V149H66V151L65 150H63V148L65 149L66 147L64 146V145H66L67 146V144H68V146L69 147H71L69 144H71L72 145V140L71 139H69L68 140V138L66 137V135H67V133H71L70 131H71V129H69V128H67V131H66V133H65ZM203 130V131H204ZM243 130V132H245V133H241V131ZM244 130H246V131H244ZM260 130V131H259ZM57 131H59V132H57ZM56 132V133H55ZM61 132H64V133H61ZM44 133L46 134V135H44ZM53 134V135H52ZM55 134V135H54ZM63 134V135H62ZM64 134H66L65 136H64ZM263 134V135H262ZM49 137H48V136ZM57 135V136H56ZM59 135H61V136H59ZM211 135V136H210ZM52 136H55V138L56 139H59L60 137H62V141L61 140H56V142H55V140H52V139H55V138H53ZM253 136V137H252ZM43 137H45V138H43ZM46 137H48L47 139H46ZM51 137H52V139H51ZM59 137V138H58ZM259 137V138H258ZM43 138V139H42ZM64 138V139H63ZM65 138H67V141H66V139ZM211 138V139H210ZM247 138V139H246ZM249 138V139H248ZM250 138H252V139H250ZM38 139H41L42 141L43 140H47V141H43V142H40L41 140H38ZM49 139H51L52 141L50 142V143H52L51 145L53 146V149L55 148V149H57V147H59L60 148V146L62 145V143H63V147L61 146V148H60V151L57 153V151L59 150V148L57 149V150H55L54 149V151H56V152H53V154H52V146H50L51 148H49L48 147V145H45V144H47V142H49ZM202 139V138H201ZM224 139V140H223ZM67 142H65V141ZM212 140V141H211ZM215 140V141H214ZM57 141L58 142H60V143H57ZM249 141V142H248ZM65 142V143H64ZM228 142H230V143H228ZM41 143L42 144H44V145H41ZM50 143H48V144H50ZM227 143V144H226ZM259 143V144H258ZM55 145V147H54V145ZM58 144V145H57ZM263 144V145H262ZM57 145V146H56ZM60 145V146H59ZM67 146V147H68ZM144 146H146V145H144ZM46 147H48V148H46ZM205 147V148H204ZM217 147V148H216ZM231 148V149H230ZM48 151H47V150ZM210 149V150H209ZM213 149V150H214ZM64 152V154H63V152ZM41 151H42V153H41ZM50 151V153H49V156H47V152H49ZM205 153H204V152ZM211 151V152H210ZM46 152V158H44V156L42 157V154L43 153H45ZM60 152H61V154H62V157L60 158V156L61 155H59L60 154ZM221 152V153H220ZM55 153V154H54ZM204 153V154H203ZM218 153H220V154H218ZM37 154V155H36ZM40 154H41V157H40ZM51 154L53 155V156H51ZM56 154H58V155H56ZM36 155V156H35ZM44 155V154H43ZM64 155V156H63ZM38 156V157H37ZM51 156V157H50ZM58 156V157H57ZM59 158V160L60 161H62L60 164H59V162L57 163V161H59L57 158ZM205 157V158H206ZM236 157V158H235ZM241 157V158H240ZM243 157V158H242ZM27 158V157H26ZM36 158V159H35ZM44 158V159H43ZM224 158V159H223ZM245 158V159H244ZM209 159H211L210 161H209ZM213 159H214V161H213ZM216 159V160H215ZM262 159V160H261ZM52 160V161H51ZM56 161V162H55ZM65 162H64V164H68V165H70L71 166V164L74 166L75 164H78V163H70L69 164V161L65 158V160H64ZM66 161H68V162H66ZM51 162V163H50ZM210 162V163H209ZM212 162V163H211ZM240 164H239V163ZM223 163V164H222ZM42 164H39L38 163V165L37 166H39L40 165V169L38 168V167H36L35 169L37 170V169H39V170H37L36 172L34 171L35 169H33L32 171H31V169H29V170H27V172H26V175H28V176H26V178H27V181L26 180H24V179H26L25 178V176H24V179H23V176H20V178H17L18 180L15 182L14 180V183H18L17 184V186L20 188L21 186L22 187H25L24 189V192H23V188H18L15 184H14V187H11L12 186V184H13V182L11 181H8V182H6V183H8V185H9V183H10V187L7 185V184H4L5 186H2V190H0L1 192H6V189H4V187H6V186H8L7 188L8 189H10L9 191H8V189H7V192L8 193H10V191H11V189H12V191L11 192H15V191H13V190H15V188H16V195L18 194V195H22V193L23 194H26V195H22V197H24V196H27L26 198H28V196L29 195H31V197H29L28 198V200L30 201V200H32L33 198H34V202L33 201H30L31 203H29V201L28 200H26L25 199V197L23 198V199H25V200H22V198H21V201L25 204H23V208H22V204L21 203H19V201H18V199H20L19 197H21V196H15V193L12 195V193H10V195L9 194H7V195H9V196H6L5 194H4V199H6V200H4L3 199V195H0V202H1V208L3 207V206H6V208L8 207V209H10V210H12V211H10V210H8V209H6L5 207V211L3 210L4 208H0L1 210H0V212H2V211H4V212H6V210H8L7 211V213L9 212L10 214H14V212H15V214L12 216L13 217V222H12V224L13 225H18L19 227H17V225H16V227L14 226L13 227V225L11 224V223H9V222H11V221H9V219L10 220H12V217H10V214L8 213V215H9V217H5V214H4V217H2V213L0 214L1 215V217H0V221H3V223L2 222H0V231H3L4 230V233H6V234H8L9 236L10 235H12L13 237H17L18 238V234L16 235V234H13V233H15L16 232V230L18 229L19 231H20V229L21 228H23L24 226L23 225H25V227H24V229H23V231H21V232H19V235L20 236H22L21 238L22 239H24L25 241H30V244L31 243H33L31 246H30V244H29V241L27 242L28 243V245L30 246V248L31 249H33V247L32 246H34V245H36V243H38V242H40V241H42L41 239L44 237V240L43 241H45V242H47V244H49L48 242H50L49 240L51 239V238H53V240H59V242H60V240H61V238L62 237H64V236H67V237H64V238H62V244H61V242H60V245H59V247L60 246H62V250H63V252H62V254H65V253H70L71 255L73 254V253H75L76 251H77V245H74V244H72V243H70V245H68V241L71 239V235L70 234H72L71 232H74V229H77V227H73L71 230L72 231H70V229L68 230H63L62 229V225H64L66 222H64L65 220H67V222L69 221L70 222V217L69 216H72V214L71 215H69V214H67V215H69V216H67L66 214L63 216V220H62V218L60 219V217H57L56 218V216L57 215H59L57 212H59L60 210H61V208H62V204L61 203H64V200H65V202H67V203H71V202H73V199L72 198H74V196H75V198H79V197H83V196H81V194L83 193V191L84 192H86V190L88 189L87 188V186H89V185H87V184H85L84 185V187H83V184L81 183V186H80V184L78 183V184H76V181L74 180V179H76V177H79V176H85V174H86V176L88 175V177H89V179L92 177V174H93V172H94V169H92V168H88L86 171L88 172L89 170H91V172L90 173H87L86 171H83V172H76L77 174H75V172H70L69 171V168H68V172H70V174H68V172L66 173L64 170H62L63 171V174L65 175V177H63L61 174V178H60V176H58L57 174H59V173H61L62 171H60L59 169H58V171H60L59 173L58 172H53L52 173V168L50 169L51 171H48V168L47 167H45L44 168V172H43V165ZM86 164V163H85ZM247 164H248V166H247ZM256 164V165H255ZM32 165V166H33ZM56 165H58L57 167H56ZM152 165V164H151ZM150 165V166H151ZM246 165V166H245ZM254 165V167H252ZM73 166H71V167H73ZM262 166V167H261ZM255 167H257V168H255ZM171 168V167H170ZM232 168H234L233 170H232ZM250 168V169H249ZM46 169H47V171H46ZM143 170H145V171H148L147 169H149L148 168V166H146V168L144 167V168H142ZM217 169V170H216ZM246 169V170H245ZM258 169V170H257ZM263 171H262V170ZM93 170V171H92ZM257 170V171H256ZM29 171V172H28ZM31 171V172H30ZM37 174H35L36 176H34L33 174H34V172ZM39 171H41L40 172V174H39ZM165 171H167V172H165ZM206 171V173H208L209 174V176H207L208 174H206V178H204V172ZM217 171H219V173L217 172ZM232 171V172H231ZM235 171V172H234ZM239 171V172H238ZM23 172V171H22ZM38 172V173H37ZM46 172V173H45ZM47 172H50L49 174L47 173ZM86 172V173H85ZM133 172H137V170H134ZM216 172V173H215ZM30 173V174H29ZM55 173H57V174H55ZM66 173V174H65ZM80 173V174H79ZM221 173V174H220ZM247 173V174H246ZM251 173V174H250ZM257 173V174H256ZM48 176H47V175ZM68 174V175H67ZM71 174L74 176H71ZM82 174H84V175H82ZM134 174V173H133ZM165 174L167 175H169L170 174V177L168 176V178H166L167 176H165ZM38 175L39 176H41V177H38ZM96 175H99V174H96ZM132 175V174H131ZM164 175V176H163ZM240 175V176H239ZM45 176V177H44ZM49 176H50V178H49ZM68 176H71L70 178H71V181H70V183H72L71 184V189L73 190V188L75 187V184L77 185L76 187L77 188H79L80 187V189H82V190H80L79 189V192H81V193H78V194H75L74 192L75 191H77V189L76 190H73V193H72V191H71V194H70V190H68L67 189V187H68V185H70V184H65L64 183V185L63 186H61V180L60 179H65L66 177H68ZM242 176V177H241ZM253 176V177H252ZM33 177H35L32 181H31V179L33 178ZM37 177V178H36ZM60 179H59V178ZM63 177V178H62ZM165 177V178H164ZM172 177V178H171ZM201 177H199V179L201 178ZM260 177V178H259ZM40 178V179H39ZM73 178V179H72ZM80 178V177H79ZM79 178H77V179H79ZM169 178H171V179H169ZM204 178V179H203ZM248 178V179H247ZM262 178H263V181H261L262 180ZM22 179V180H21ZM68 179H69V177H68ZM152 179V178H151ZM151 179H149L148 180V182H150V180ZM169 179V180H168ZM232 179V180H231ZM237 179H241V180H238L239 181V183H238V181L237 182H235ZM243 179V180H242ZM244 179H245V184H244V182H242V181H244ZM253 179H255V180H253ZM16 180V179H15ZM39 180V181H38ZM73 180V181H72ZM141 180V179H140ZM140 180H138L137 182H136V180H134L135 181V185H140L139 183H141V182H139ZM176 180V181H175ZM213 180V181H212ZM215 180H216V182H218V184H219V182L221 183V184H219V185H222L223 184V186L225 185V187H224V189H223V187L222 186H218V184L215 182ZM219 180V181H218ZM249 180V181H248ZM252 180V181H251ZM49 181H50V183H49ZM59 181H60V184H59ZM75 181V182H74ZM165 181V182H164ZM170 181V182H169ZM172 181H173V183H172ZM179 181H180V183H179ZM222 181H224V183H222ZM228 181V182H227ZM231 181H234V183H237L238 185L240 184V186H238L237 185V188L239 187V189H235L236 188V186L234 185V184H232L233 182H231ZM243 183V186L245 185V187H242L241 188V182ZM28 182H29V184H31L30 185V187H28ZM37 182H38V185H36L37 184ZM45 182V183H44ZM154 182V181H153ZM164 182V183H163ZM166 182H167V186H166ZM215 183V185L214 186H212L211 184H214ZM226 182H227V184H226ZM229 182L231 183V185L229 184ZM252 182V183H251ZM258 182H260L259 184H258ZM12 183V184H11ZM27 184V185H25V184ZM75 183V184H74ZM146 183V182H145ZM158 183V184H157ZM257 183V184H256ZM262 183V184H261ZM23 184V185H22ZM40 184H41V186H40ZM63 184V183H62ZM184 184H186V185H184ZM211 186H210V185ZM251 184H253L252 186H251ZM21 185V186H20ZM33 185V186H32ZM66 185V186H65ZM79 185V186H78ZM144 185V184H143ZM160 185V186H159ZM162 185H163V188H162ZM165 185V186H164ZM175 185V186H174ZM228 185H230V186H228ZM234 185V186H233ZM249 185V186H248ZM16 186V187H15ZM62 188H61V187ZM208 186L210 187V189H212L211 191L212 192H210L209 190H207L208 189ZM219 187V188H221V189H223V190H225L224 192H223V190H222V192H221V194H219L220 193V189H219V193H214L216 190H218V189H216V190H214V187ZM247 186V187H246ZM263 186V187H262ZM33 187V188H32ZM40 187V188H39ZM65 187V188H64ZM70 187H68L69 189H70ZM90 187V186H89ZM136 187V186H135ZM160 187L162 188V189H160ZM170 187H172V188H175L176 190L175 191H171L172 192V194H170L171 192L169 191V188ZM228 187H233L234 189H230L229 188V190H231L230 191V193H228V195H227V192H226V189L225 188H228ZM26 188L28 189V191H30L29 193H28V191H26ZM38 188V189H37ZM59 188H60V190H59ZM63 188H64V192H66V191H69V193L68 192H66V193H64L62 190H63ZM140 188V187H139ZM177 188H180V190L179 189H177ZM200 188V189H199ZM204 188V189H203ZM3 189L5 190V191H3ZM42 189V190H41ZM141 188H140V191L142 190ZM145 189V190H146ZM181 189H183V190H181ZM187 190V192L190 190V189H193V190H191V191H193L194 192V189H196V192H194V195L196 194V198L198 197V199H200V201H201V194H202V196H204L203 198H202V200L204 201V202H202V203H205V202H207V200H208V196H209V202H207V204L209 203V205H208V207H204L205 206V204L203 205V204H201V202L199 201V200H197V199H195V198H192L191 197V195L193 194V192H192V194L190 195V194H188L187 192H186V190ZM37 190V191H36ZM40 190V191H39ZM59 190V191H58ZM136 190H138V194H139V189H136ZM136 190H135V192H136ZM157 190H158V192L159 191H161L160 193H158L157 192ZM163 190V191H162ZM170 190H171V188H170ZM172 190H174V189H172ZM179 190V192H177ZM184 190H185V192L188 194V195H190V197H187L186 196V193H185V195H184ZM228 189H227V191H229ZM20 191H22L21 193H20ZM34 191V193H36V194H34V193H32ZM152 191V192H151ZM169 191V192H168ZM180 191L183 193V195H182V193H180ZM190 191V192H191ZM204 191H209V192H207V193H209L211 196H212V194L214 195V197L212 198L210 195H208V196H205V192ZM263 191V192H262ZM26 192V193H25ZM59 192V193H58ZM154 192H155V194L157 193L158 194V196H156V195H153L154 194ZM163 192H165V193H163ZM232 192V193H231ZM32 193V194H31ZM38 193H40V194H38ZM42 193V194H41ZM56 193V194H55ZM59 195H58V194ZM63 193V194H62ZM173 193H175L174 195H173ZM198 193V194H197ZM200 193V194H199ZM204 193V194H203ZM206 193V194H207ZM226 195H225V194ZM255 193V194H254ZM61 194V195H60ZM70 196V199H72V201L68 198V199H64V198H66V197H64V195L65 196ZM70 194V195H69ZM132 194V193H131ZM137 195V196H135V197H137V198H139V199H141V200H143V198H144V196H145V198L144 199H147V197H146V194H142V191L140 192V195H138L137 194V192L136 193H133L132 195ZM159 194H162V195H159ZM169 194L171 195V197L169 196ZM248 194H251L252 196V198H251V202H249V203H240V204H237V205H230V200L229 199H232L234 196H237V195H240V196H245V195H248ZM37 195V196H36ZM142 195V196H141ZM144 195V196H143ZM181 195V197H179ZM194 195H192L193 197H195ZM199 195V196H198ZM254 195H255V198H257V199H261L260 201H262V202H260L259 200H257V199H253V197H254ZM12 196H14L13 197V199H11V201L10 200H7L8 199V197H10V198H12ZM42 196V197H41ZM62 196V197H61ZM155 196V197H154ZM177 196L179 197V198H177ZM182 196L184 197V199H189L188 201H189V205H190V203L192 202V201H196L195 203L194 202H192L191 204H195V206H200V208H198V207H192L191 205L189 206L188 204H182L181 202H183L184 201V199H182ZM187 198H186V197ZM250 196V195H249ZM6 197V198H5ZM16 197V198H15ZM48 197V198H47ZM142 197V198H141ZM170 197V198H169ZM205 197H206V199H205ZM230 197V198H229ZM9 198V199H10ZM38 198V199H37ZM74 198V199H75ZM181 198V199H180ZM211 198H212V200H211ZM229 198V199H228ZM2 199V200H1ZM138 199V200H139ZM193 199V200H192ZM218 199V200H217ZM12 200H17L18 201V203H17V201L15 202V201H12ZM138 200H136V201H138ZM168 200V202H171V203H166V204H164L166 201ZM177 200V201H176ZM183 200V201H182ZM190 200H191V202H190ZM221 200H229L228 202H226V203H224V202H222ZM256 200V201H255ZM6 201H7V204H5L6 203ZM11 202V204H10V202ZM20 201V202H21ZM38 201V202H37ZM49 201H51L50 203H49ZM161 201H163V202H161ZM179 201V202H178ZM187 201V200H186ZM198 201V202H197ZM215 201V202H214ZM9 202V203H8ZM15 204H14V203ZM26 202H28V203H26ZM36 202V203H35ZM44 202V203H43ZM47 202V203H46ZM172 202L174 203L175 202V204H172ZM177 202H178V204H177ZM184 203V202H183ZM198 203H200V205L198 204ZM211 203H213V204H211ZM217 203H218V205H217ZM222 203V204H221ZM4 204V205H3ZM11 206L10 208H9V205ZM16 204H20V206H21V209H19L18 208V205L16 206L17 207V209H19V213H21V215L19 214H17V209H16V207H14ZM31 204V205H30ZM36 204V205H35ZM177 204V205H176ZM180 204H182V206H180ZM193 204V205H194ZM3 205V206H2ZM27 205V206H26ZM28 205H29V207H28ZM43 205V206H42ZM185 207H184V206ZM203 205V206H202ZM244 205H245V207H244ZM19 206V207H20ZM38 206V207H37ZM178 206V212L180 211V209H181V211L183 212V214H182V212H180L181 213V215H184V216H180L182 219H181V222H180V218H178L179 216L178 215H180L178 212H177V207ZM235 208H234V207ZM237 206V207H236ZM185 208V209H189V213L193 210V209H195V210H197L198 209V212L197 211H194L193 213H195V215L193 216L192 214H188L187 213V215H186V212H184L185 211V209H182V208ZM187 207V208H186ZM190 207V208H189ZM192 207V208H191ZM204 207V208H203ZM212 207L214 208V210H212ZM222 207V208H221ZM252 207H253V211L252 212H255L254 214L251 212V214H248L249 213V209H252ZM13 208H15V209H13ZM30 208V209H29ZM42 209V210H39V209ZM167 208V209H166ZM197 208V209H196ZM232 208L234 209V210H232ZM239 208V209H238ZM38 209V210H37ZM44 209H46L47 211H49V209L51 210V212H52V210H53V212L54 213H56V214H49V212H47L46 210V212L45 211H43ZM164 209H166V210H164ZM192 209V210H191ZM235 209H237V211H239V212H237ZM15 210V211H14ZM27 210V211H26ZM30 210V211H29ZM32 210V211H31ZM34 210H36V211H40L39 213L38 212H34ZM184 210V211H183ZM186 210V211H187ZM241 210V211H240ZM247 210V211H246ZM259 210V211H258ZM21 211V212H20ZM27 212V214H24V212ZM231 211V212H230ZM3 212V213H4ZM12 212V213H11ZM25 212V213H26ZM28 212L30 213V216H29V214H28ZM31 212L33 213H38V215L37 214H34L35 215V218L33 217V214H31ZM197 212V213H196ZM199 212L201 213V214H199ZM247 212V213H246ZM40 213H42V215H43V213H44V217L40 214ZM213 213V214H212ZM257 213V215H255ZM16 214H17V216H16ZM24 214V215H23ZM46 214V215H45ZM88 213H82V215L85 217V218H83V225L85 226V227H89L88 225H90L91 223H93L92 225H90V226H92V228H94L93 227V225L95 226V218L93 217L94 215L92 214V213H89V215H87ZM210 214H212V215H210ZM7 214H6V216H8ZM31 219L30 221H29V219L28 218H25V217H27V216ZM31 215H32V217H31ZM39 216L42 220H40V218H38L37 219V223H36V218H37V216ZM48 215V216H47ZM189 215H190V217H189ZM216 215H217V217H216ZM226 215H227V217H226ZM254 215V216H253ZM20 218H19V217ZM24 216V217H23ZM54 216V217H53ZM89 216V217H88ZM186 216V217H185ZM196 216V217H195ZM202 216V217H201ZM209 216H212V217H209ZM232 216V217H231ZM16 219H18L17 220V222L16 221H14L15 220V218ZM46 217H48V218H46ZM64 217H68L67 219L66 218H64ZM169 217V218H168ZM193 217V218H192ZM205 217H206V219H205ZM209 219H208V218ZM231 217V218H230ZM3 218V219H2ZM6 218V219H5ZM7 218H9L8 219V221H7ZM25 218V221H23L22 222V220ZM86 218H87V220H86ZM88 218H90V220L88 219ZM168 218V219H167ZM195 218V219H194ZM26 219H27V221L29 222H27L26 221ZM34 219H35V221H34ZM53 220V226H55V224L56 223H58L59 225V227L58 226H55L56 227V229H58L57 231H55L54 232V230H53V228H51L52 226V223H51V221ZM57 219L58 220H62V222H61V224H60V221L58 222L57 221ZM85 219V220H84ZM145 219H147L146 217H145ZM145 219L143 220V222H142V220L140 221L141 223H143V224H148L149 223V221H145ZM236 219V220H235ZM203 220H204V222H203ZM221 220V221H220ZM34 221V222H33ZM88 221H90L91 223H88ZM167 221V222H166ZM208 221V222H207ZM8 222V223H7ZM19 222V223H18ZM22 222V223H21ZM25 222H27L28 224H26ZM86 224H85V223ZM137 222V221H136ZM172 224H171V223ZM1 223H2V226H1ZM16 223V224H15ZM30 223H31V225H30ZM50 223H51V225H50ZM160 223H161V221H160ZM8 224H9V226L10 227H13V228H10L9 226H8ZM34 224H36L37 226L35 227V228H37L38 229V231H33V232H36V233H33L30 229L32 228V227H34L35 225ZM48 224V226H46L45 227V225H47ZM180 224L184 227V228H182V226H180ZM4 225H6V226H4ZM21 225V226H20ZM33 225V226H32ZM42 225H43V227L45 228V230L46 229H50L49 231H45L44 229H43V227H42ZM57 225V224H56ZM61 225V226H60ZM168 225H170V226H168ZM187 225H188V227H196V229H193L192 230V232H194V234L193 235H188V237H187V234H190V232H191V230L190 229H192V228H190V229H188L187 228ZM190 225H193V226H190ZM195 225V226H194ZM208 225V226H207ZM210 225V226H209ZM23 226V227H22ZM32 226V227H31ZM49 226H51V227H49ZM77 226H79V225H77ZM83 226V227H84ZM169 228H168V227ZM21 227V228H20ZM31 227V228H30ZM39 227H42V228H40L39 229ZM48 227V228H47ZM207 227H209V228H207ZM10 228V229H9ZM14 228H16V230H14ZM27 228V229H26ZM29 228V229H28ZM32 229V230H37V229ZM89 228H91V227H89ZM206 228V229H205ZM211 228V229H210ZM53 231H52V230ZM55 229V228H54ZM179 229H183L182 230V232H180L181 233V236L180 237H178V235H180V233L179 232H177V231H181V230H179ZM186 229H188L187 231H186ZM198 229V230H197ZM200 229H201V232H200ZM22 230V229H21ZM27 230V233H30V234H28V235H30L31 237H29L28 236V238L26 239V236H27V233L25 232ZM40 230V231H39ZM124 230H127V231H125V232H127V233H125L124 232ZM190 230V232H188ZM195 230H197V231H195ZM10 231L12 232V234H10ZM28 231H31V232H28ZM42 231H44V232H48V233H50V231L52 232L50 235H52L53 233V235H57L58 236V238H56V235H55V238L56 239H54V236L52 237V236H50L49 234H47V235H49L50 236V238L47 236V238H45L46 237V235H45V233H43ZM69 231V232H68ZM76 231V230H75ZM209 231H210V234H212V236H210V234H209ZM41 232L44 234L43 235V237L41 236L42 234H41ZM117 233L116 234H118V231H116ZM128 232H130V233H128ZM147 232V233H146ZM175 232H177V233H175ZM188 232V233H187ZM197 232V233H196ZM217 232V233H216ZM21 233V234H20ZM22 233H24V237H23V234ZM200 233V234H199ZM227 233L229 234L230 233V235H227ZM254 233V234H253ZM36 234V237L34 236H32V235H35ZM115 234V233H114ZM120 234V233H119ZM128 234H130V236L133 238V240H131L132 238H127V237H123L124 235L126 236V235H128ZM140 234V235H139ZM184 234V235H183ZM202 234V235H201ZM224 236H223V235ZM38 235H40L39 236V238L37 239V236ZM59 235H61V236H59ZM137 235H139L140 237H138ZM176 235V236H175ZM183 235V236H182ZM214 235V236H213ZM215 235L219 238V237H221V239H225L226 237L225 236H227V238L225 239V241H222V240H220V238H219V240H217V238L215 237ZM221 235V236H220ZM113 236H117V240L118 241H120V243L121 242H123L122 240H126L127 242H129L130 243V245H129V243H128V246H129V248H131V249H129L128 248V246H127V250L129 249V251H127V254H126V257H125V253H126V251H125V249H126V245L124 246V251L122 252V253H124V256L123 257H125V258H123L122 257V253H120L122 250H123V248H122V250H120L119 249V246H120V248L123 246L122 244L124 243L125 244V241L123 242V243H118L117 244V242H116V240H115V238L113 237ZM129 236V235H128ZM169 238V239H167V237ZM191 236V237H190ZM223 236V237H222ZM60 237V238H59ZM190 237V238H189ZM197 237V238H196ZM213 237H215L214 239H213ZM229 237V238H228ZM20 238V240L22 241V242H25V241H23L22 239ZM48 238H49V240H48ZM70 238V239H69ZM123 238V239H122ZM137 240L138 238H141V240H139V241H137V243L140 245V247L139 246H137V244L135 245V243L136 242H134V240L135 239ZM188 238V239H187ZM204 238V239H203ZM206 238V239H205ZM210 238H212V240L210 239ZM37 239V240H36ZM45 239H47V241L45 240ZM65 241H64V240ZM107 239V240H106ZM130 239V240H129ZM183 239V240H182ZM194 239H196V241L194 240ZM223 239V240H224ZM230 239H234V240H231V241H233V242H231L230 241ZM37 241V242H35V241ZM38 240H40V241H38ZM52 240V239H51ZM187 240H189V241H187ZM200 240H201V242H200ZM33 241V242H32ZM55 241H52L53 242V244H51L52 242H50V244L49 245H47L46 243L44 244L45 246H48L47 247V249L46 248H42L44 245H43V242H41L42 243V245H41V247H39L40 246V244L38 243L37 244V250L40 252V249L42 248V250L43 249H45L44 251L46 252L45 253V255L46 256H50L51 255V253H52V255H53V253L55 252V254H56V249H55V247H54V245L56 244V246H58V244H59V242H55ZM67 241V242H66ZM131 241V242H130ZM134 242V244H133V242ZM197 241H199L200 243H197ZM222 241V242H221ZM0 242H1V245H0V247L2 246V241L0 240ZM116 242V244L117 245H119V246H116V244H114V243ZM127 242H126V244H127ZM145 242V243H144ZM165 242V243H164ZM193 242V245L191 244ZM225 242V243H224ZM247 242H248V244H247ZM35 243V244H34ZM67 243V245H64V244H66ZM112 243H113V245H114V247L112 246ZM132 243V244H131ZM169 243V244H168ZM172 243V244H171ZM194 243H195V245H194ZM225 245H224V244ZM236 243H238V244H236ZM111 244V247L109 246V245ZM191 244V245H190ZM223 244V245H222ZM122 245V246H121ZM133 245H134V247H133ZM171 245V246H170ZM240 246L239 247V251H238V246ZM44 246V247H45ZM50 246H52V247H50ZM65 246H66V248H65ZM104 246H105V249H104ZM108 246V247H107ZM115 246H116V248H115ZM131 246V247H130ZM165 246H169V247H165ZM173 246V247H172ZM174 246H176V247H179L180 249H178V248H176L175 247V249H174ZM193 246H195V249H193L192 247ZM198 246V247H197ZM225 246H226V249H225ZM228 246V247H227ZM53 247H54V249H53ZM58 247V248H59ZM67 247H68V251H67ZM71 247V248H70ZM113 247V248H112ZM117 247H118V251H117ZM135 247H137V248H139L140 250H138L137 248H135ZM160 247V246H159ZM189 247H191V248H189ZM197 247V248H196ZM219 247H221V248H223L224 250H226V252L224 253V255H222L223 253L222 252H224L223 251V249H221L220 248V250H222V252L220 251V250H218L219 249ZM52 248V250L54 251H49L50 249ZM57 248V247H56ZM108 248V249H107ZM114 249V252H115V254L113 253H111V256H110V254L108 253V250H110V249ZM155 248H157V251L159 250L160 251V254L157 252V254H156V252H155ZM229 248V249H228ZM49 249V250H48ZM64 249H66V250H64ZM103 249L105 250V251H107V252H104L103 251ZM116 249V250H115ZM168 249V250H167ZM183 249V250H182ZM188 249H190V251L188 250ZM214 249V250H213ZM231 249V250H230ZM241 249H243V250H241ZM34 250V249H33ZM72 250V251H71ZM112 250H110V252L112 251ZM148 252H147V251ZM205 250H206V252H205ZM230 250V251H229ZM60 250H57V253H61V252H59ZM99 251V252H98ZM103 251V252H102ZM117 251V252H116ZM120 251V252H119ZM136 251V252H135ZM165 251H167V252H171V253H167V252H165ZM176 251H179V252H176ZM183 251V252H182ZM185 251V252H184ZM217 251L219 252V253H217ZM38 252V253H39ZM48 252V253H47ZM49 252H51V253H49ZM92 252V251H91ZM101 252V253H100ZM113 252V251H112ZM129 252V253H128ZM134 252V253H133ZM162 252V253H161ZM182 252V253H181ZM217 253V254H215V253ZM222 254H221V253ZM238 252L240 253V254H238ZM24 253V248H23V250H22V252L20 253V254H18V255H16L17 256V258H23L22 256V254ZM98 253L99 254H104L105 255V257H104V255H98ZM117 253V254H116ZM120 253V254H119ZM179 253V254H178ZM186 253V254H185ZM187 253H189V254H187ZM47 254H50V255H47ZM109 254V255H108ZM131 254V255H130ZM154 254H155V256H154ZM170 254V257L168 256V255ZM183 254L184 255H188L189 256V258H184V256H183ZM39 255H40V257H39ZM41 255H42V253L40 252L39 254H38V256L37 255H33L32 254V256L31 257H33V258H31L30 257V262H31V264H33V263H36V262H40L41 264H42V262H43V264H45V261H46V264H49V262L47 263V260L48 259H50L51 258V256L50 257H48V259H46V260H44L45 258H47L46 256H44L43 255V260L41 259L40 260V258H41ZM57 255H61V254H57ZM113 255V256H112ZM115 255H116V257H115ZM118 255H121V256H118ZM138 255H140V257L138 256ZM162 255V256H161ZM166 255H167V258H166ZM213 255H214V257H213ZM215 255L216 256H218L216 259H218V261L215 259ZM227 255V256H226ZM259 255V256H258ZM54 256V255H53ZM52 256V257H53ZM93 256V258H91ZM129 256H131V258L129 257ZM190 256L192 257L191 259H190ZM213 257L214 259L212 260V258L211 257ZM254 256V257H253ZM257 256V257H256ZM81 257V256H80ZM79 257V258H80ZM103 257L104 258H106L105 260L103 259ZM108 257V258H107ZM112 257V259H111V261H110V258ZM120 257V258H119ZM122 257V258H121ZM127 257H129V258H127ZM39 258V259H38ZM82 258V257H81ZM102 258V259H101ZM114 258V259H113ZM153 258V259H152ZM165 258V259H164ZM184 258V259H183ZM242 258V259H241ZM261 258V259H260ZM28 259V258H27ZM26 259V260H27ZM90 259H92L91 261H92V263H91V261H90ZM125 260V263L123 262L124 260ZM147 259H150V260H147ZM151 259L152 260H154L153 262L151 261ZM156 259V260H155ZM160 259H162V260H164V261H162V260H160ZM187 259V260H186ZM211 259V260H210ZM242 261H241V260ZM51 260V259H50ZM50 260H48V261H50ZM109 260V261H108ZM115 260H117L116 262H114ZM119 260V261H118ZM214 260H216V261H214ZM255 260V261H254ZM121 261V262H120ZM131 261V262H130ZM151 261V262H150ZM161 261V262H160ZM212 261H214L213 263H212ZM241 261V262H240ZM27 264H29L30 262L27 260ZM107 262H109V263H107ZM111 262V263H110ZM126 262H128V263H126ZM140 262V263H139ZM148 262H150V263H148ZM160 262V263H159ZM210 262V263H209ZM240 262V263H239ZM40 263H37V264H40ZM101 263V262H100ZM154 264V263H153Z\"/></svg>",
    "mask_w": 264,
    "mask_h": 264
}]
</instances>
